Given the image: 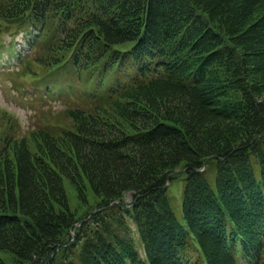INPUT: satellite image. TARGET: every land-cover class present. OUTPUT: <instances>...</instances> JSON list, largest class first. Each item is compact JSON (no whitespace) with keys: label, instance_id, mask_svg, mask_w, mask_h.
I'll return each mask as SVG.
<instances>
[{"label":"trees","instance_id":"trees-1","mask_svg":"<svg viewBox=\"0 0 264 264\" xmlns=\"http://www.w3.org/2000/svg\"><path fill=\"white\" fill-rule=\"evenodd\" d=\"M0 20L36 89L79 101L69 126L0 143V254L264 264V0H0ZM65 180L99 200L80 224Z\"/></svg>","mask_w":264,"mask_h":264},{"label":"rangeland","instance_id":"rangeland-1","mask_svg":"<svg viewBox=\"0 0 264 264\" xmlns=\"http://www.w3.org/2000/svg\"><path fill=\"white\" fill-rule=\"evenodd\" d=\"M14 31V25H7L0 20V40L8 39ZM19 39L20 37L17 38V42ZM1 61L13 63L14 59L8 58L6 60L3 58ZM3 70L0 66V143L6 136L29 137L38 127L54 129L70 125L71 122L66 117L65 110L79 101H75V98L72 97L46 96L43 95L42 91H39L40 89H35L45 81V76H40L36 80V75L30 74V71L39 72L33 61L28 63L26 61L25 64L19 67L14 66L6 72ZM46 77H50V75ZM56 83L59 82L56 81ZM170 177L169 192L176 197L179 203L176 206V212L179 214L185 175L182 168H179ZM65 190L69 208L75 213L79 224L80 221L85 220L96 211V204L99 200L89 187L85 200L79 198L74 186L68 180H65ZM124 201L126 204H131L132 196L130 193L125 195ZM0 256L6 264H13L9 255L1 253Z\"/></svg>","mask_w":264,"mask_h":264}]
</instances>
